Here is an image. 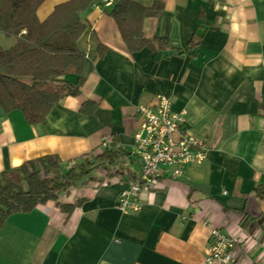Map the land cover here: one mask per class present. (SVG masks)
Masks as SVG:
<instances>
[{"label":"crops","instance_id":"obj_1","mask_svg":"<svg viewBox=\"0 0 264 264\" xmlns=\"http://www.w3.org/2000/svg\"><path fill=\"white\" fill-rule=\"evenodd\" d=\"M66 1H44L38 17ZM105 7L82 13L88 27L78 40L85 54L78 96L63 98L38 124L0 105V172L49 154L75 163L112 138L133 152L138 106L155 104L159 94L188 111L206 158L177 179L166 168L158 188L141 192L137 214L118 208L129 181L112 176L62 196L81 201L69 217L55 201L13 213L0 227V264H207L213 226L230 236L253 228L235 264H264V0H165L164 12L144 21L146 37L166 38L174 50L159 60L151 46L130 52ZM197 33L196 56L180 55ZM14 42L0 32L3 47ZM67 78L78 81L74 73ZM87 100L96 107L83 115ZM125 162L140 171L137 158Z\"/></svg>","mask_w":264,"mask_h":264},{"label":"trees","instance_id":"obj_2","mask_svg":"<svg viewBox=\"0 0 264 264\" xmlns=\"http://www.w3.org/2000/svg\"><path fill=\"white\" fill-rule=\"evenodd\" d=\"M44 1L0 0V32L15 38L10 47L0 44V105L6 112L22 111L31 124L45 123L63 98L81 93L85 54L78 48V40L88 27L82 13L95 3L107 6L105 10L116 20L130 52L146 46L153 47L156 53L172 49L166 38H149L144 32L145 18L161 15L165 0H155L151 6L133 0H113L110 6L105 0H68L57 4L41 20L37 12ZM201 38L202 34L197 33L177 52L196 56ZM99 49L103 55L105 47L101 45ZM71 73L78 75L76 83L67 78ZM95 107L93 101L87 100L81 112L92 113ZM104 145L97 153L86 154L75 163L49 154L0 172V227L13 213L30 212L48 201H55L69 217L81 204L79 200L70 204L61 199L71 189L89 186L105 176L134 180L140 171L131 170L125 162L132 158V152L116 138ZM258 190L263 196L261 187Z\"/></svg>","mask_w":264,"mask_h":264},{"label":"built area","instance_id":"obj_3","mask_svg":"<svg viewBox=\"0 0 264 264\" xmlns=\"http://www.w3.org/2000/svg\"><path fill=\"white\" fill-rule=\"evenodd\" d=\"M105 1L110 5L113 0ZM138 113L140 127L134 135L132 157L139 160L140 172L117 195L118 208L124 213L133 214L142 209L141 192L158 188L166 168L170 177L177 179L184 175L189 165L202 162L207 152L204 138L188 123V111L174 110L171 96L159 94L155 104H140ZM253 233V228L248 227L245 235L230 236L213 226L206 263H237L240 247L253 238Z\"/></svg>","mask_w":264,"mask_h":264},{"label":"water","instance_id":"obj_4","mask_svg":"<svg viewBox=\"0 0 264 264\" xmlns=\"http://www.w3.org/2000/svg\"><path fill=\"white\" fill-rule=\"evenodd\" d=\"M174 52V50H164V51H161V52H158L156 54V59L159 60L162 55H171L172 53Z\"/></svg>","mask_w":264,"mask_h":264},{"label":"rangeland","instance_id":"obj_5","mask_svg":"<svg viewBox=\"0 0 264 264\" xmlns=\"http://www.w3.org/2000/svg\"><path fill=\"white\" fill-rule=\"evenodd\" d=\"M131 165H132V167H134V168H138V167H139V164H137L136 161L133 162V163H131ZM11 176L14 177V175H11Z\"/></svg>","mask_w":264,"mask_h":264}]
</instances>
